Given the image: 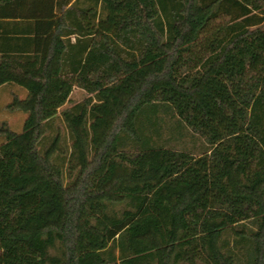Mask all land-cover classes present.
<instances>
[{"label": "trees", "instance_id": "16d2710c", "mask_svg": "<svg viewBox=\"0 0 264 264\" xmlns=\"http://www.w3.org/2000/svg\"><path fill=\"white\" fill-rule=\"evenodd\" d=\"M0 21V88L27 91L21 131L0 114V264H264V0Z\"/></svg>", "mask_w": 264, "mask_h": 264}, {"label": "rangeland", "instance_id": "374dc122", "mask_svg": "<svg viewBox=\"0 0 264 264\" xmlns=\"http://www.w3.org/2000/svg\"><path fill=\"white\" fill-rule=\"evenodd\" d=\"M2 94H5L4 92ZM85 92L79 88L74 89L72 95H71V102H69L66 106H69L71 103L76 102V101H80L84 98L85 96ZM5 95L1 96L0 99V114H2V116L4 118H6L9 123L11 125H13V129L15 131H21L23 128V121L26 118V114L24 113H20L19 111H13L8 113V111H4V103L3 102L6 98Z\"/></svg>", "mask_w": 264, "mask_h": 264}, {"label": "crops", "instance_id": "0c3cea01", "mask_svg": "<svg viewBox=\"0 0 264 264\" xmlns=\"http://www.w3.org/2000/svg\"><path fill=\"white\" fill-rule=\"evenodd\" d=\"M3 21H0V23H2ZM4 24H0V29H1V27H5V26H3ZM1 51H0V56H1ZM6 85H3V86H1V88H0V91H1V95H5L4 97L6 98V100H10L11 98H13V95H12V93H18L19 94V97L20 98H23V97H25L26 96V94H27V91L24 89V88H22V87H20V86H18V85H16V86H12L11 88H9V89H4V87H5ZM5 93V94H2V93Z\"/></svg>", "mask_w": 264, "mask_h": 264}]
</instances>
